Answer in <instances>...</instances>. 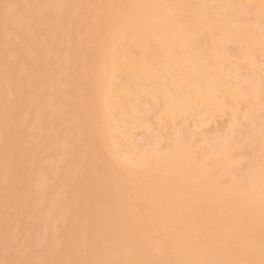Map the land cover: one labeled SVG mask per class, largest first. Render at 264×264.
<instances>
[{
	"label": "bare ground",
	"instance_id": "1",
	"mask_svg": "<svg viewBox=\"0 0 264 264\" xmlns=\"http://www.w3.org/2000/svg\"><path fill=\"white\" fill-rule=\"evenodd\" d=\"M38 1L42 23L55 26L78 0ZM100 1L105 11L91 21L88 37L59 25L69 48L47 50L38 40L60 66L53 86L63 97L42 102L72 127L85 120L86 138L108 163L106 182L89 183L103 198L102 212L86 209L81 191L78 214L69 193L73 214L61 227L75 232L57 244L56 228L45 225L46 247L57 246L59 258L81 248L82 264H264V0ZM235 1L259 12L245 27L251 43L232 36ZM48 9L62 16L57 23L43 19ZM70 67L75 74L67 75ZM81 93L94 95L86 117ZM198 121L217 124L196 134ZM50 138L61 141L62 161L83 166L84 140L68 149L60 134ZM47 176L26 198L35 208L44 201ZM5 177L1 172L0 182ZM78 177L85 184L92 174ZM86 224L95 242L75 227Z\"/></svg>",
	"mask_w": 264,
	"mask_h": 264
},
{
	"label": "rangeland",
	"instance_id": "2",
	"mask_svg": "<svg viewBox=\"0 0 264 264\" xmlns=\"http://www.w3.org/2000/svg\"><path fill=\"white\" fill-rule=\"evenodd\" d=\"M235 2L232 6L240 8L232 15V24L236 23L238 33L232 36L244 37L243 43H251L252 40L246 36L245 27H253L257 12L245 7V4ZM77 3L64 15L65 22L52 26L42 23L37 15V11L44 7L38 0H0V79L3 81L0 88V173H6V177L0 182V264H82L84 253L81 248H76L74 254L75 249H71L65 258H59L57 246L51 249L46 247L47 241L42 237L48 233L45 225L51 224L53 233L54 227L56 228L54 240L57 244L71 238V233L75 232L74 227L69 225L65 228L66 223H69L67 217L73 214L67 211L69 193L71 203L77 205L75 210L78 214L82 209L77 204L81 191H85L82 203L86 209L101 213L104 206L102 196L96 191L92 192L89 183L92 181L97 186H102L106 182L108 163L98 155L96 147L86 138V121H82L81 127H72L66 119L50 116V107L42 102L43 99L54 96L58 103L63 97L56 96L53 86L56 80H60V66L46 49L38 47V40L45 43L47 50L69 48L61 39L63 30L59 25H66L72 33L75 31L73 35L82 33V36L88 37L91 21L105 11L100 0H82ZM42 12L43 19L53 21V24L62 17L55 10ZM182 13L183 16H188L187 6H183ZM241 18L243 21L248 18L250 20L242 22ZM28 53L33 54L28 57ZM66 73L72 75L76 71L70 67L66 69ZM261 73H264V69H261ZM79 78L83 79V74ZM85 78L86 76L82 83ZM92 98L81 93L80 101L86 103L80 111L82 116L86 117L91 112ZM81 102L76 100L71 104L75 113H78L77 108ZM66 104L62 105V112L68 110ZM221 121H215L219 124L211 122L213 125L210 121H198L192 124L195 126L192 128L196 134H200L212 129L210 126H214V123L218 126L223 124ZM56 134L61 135L63 142L69 146L68 149L85 141L83 152L87 158L82 167L72 168L69 162L60 159L66 152L61 150L58 143L60 140L50 138ZM83 174L84 177L92 174L85 184L78 177ZM41 175H48V190L42 204L35 208V203L26 198L31 195V190L39 188L36 181ZM10 179L14 181L13 185L9 184ZM18 181L21 183L19 187ZM55 195L60 196V199L52 206ZM13 198L16 199L15 204L12 202ZM65 220L64 227H61ZM30 223L34 226L30 227ZM75 227L80 232L83 230L88 233L86 236L91 242H95L91 225ZM38 240L43 242L39 243Z\"/></svg>",
	"mask_w": 264,
	"mask_h": 264
}]
</instances>
